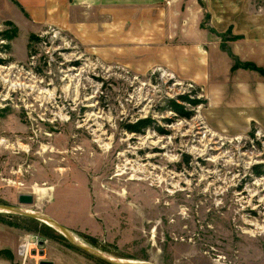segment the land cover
<instances>
[{
  "label": "rangeland",
  "instance_id": "obj_1",
  "mask_svg": "<svg viewBox=\"0 0 264 264\" xmlns=\"http://www.w3.org/2000/svg\"><path fill=\"white\" fill-rule=\"evenodd\" d=\"M195 7L154 5L136 36L101 15L78 33L34 31L0 8V205L43 213L113 259L264 264V119L251 112L255 89L235 93L264 78L259 49L244 45L264 35V0L221 30L211 84L191 71ZM68 74L80 76L77 96ZM42 260L110 264L44 222L0 212V264Z\"/></svg>",
  "mask_w": 264,
  "mask_h": 264
},
{
  "label": "crops",
  "instance_id": "obj_2",
  "mask_svg": "<svg viewBox=\"0 0 264 264\" xmlns=\"http://www.w3.org/2000/svg\"><path fill=\"white\" fill-rule=\"evenodd\" d=\"M169 1L183 0H0L1 13L6 11L9 14V19L16 22V24H28L34 31H40L48 26H55L67 31L80 32L85 29L90 23L91 18L98 16L106 17L109 21H113L118 27L125 26L127 31L131 32L129 35L136 36V31L133 28L138 23V19L144 18L147 23V17L152 22L150 12L154 5L163 4ZM196 4L199 10L196 14L198 16V31L192 32V73L193 80L203 84H211L213 73L216 71L217 66L212 58L221 55L218 51L217 41L220 40L225 32L221 30L229 22L230 18L240 14V10L245 9V14L250 9V6L255 0H190ZM195 7V8H196ZM208 17L209 22L202 21L203 17ZM205 23V27L201 28ZM93 24H97L93 22ZM231 24V21H230ZM94 26V25H93ZM218 27L221 35H216L211 29ZM220 27V28H219ZM248 34V33H245ZM133 36V37H134ZM221 37V38H220ZM128 38V36L126 37ZM260 39V40H258ZM256 41V43L251 41ZM244 45L253 47L255 46L264 61V35L260 38L255 36H246ZM222 58V57H221ZM261 62V61H260ZM264 63V62H261ZM255 84L248 81L245 85L235 87L239 96L243 93L238 92L240 89L248 87V89H255V96H252L258 107L251 110L259 119H264V111H261V105L264 97V78H257L256 86L249 85ZM236 85V84H235ZM225 95V94H224ZM262 96V98H261ZM255 97V98H254ZM215 98H218L215 95ZM260 106V107H259ZM244 107V106H243ZM242 109V108H241ZM243 110V109H242ZM241 110V111H242ZM235 117L245 123V117L242 113ZM235 117L233 118L236 121ZM232 119V121H233ZM244 121V122H243ZM234 129H236L234 127ZM55 264V263H54Z\"/></svg>",
  "mask_w": 264,
  "mask_h": 264
},
{
  "label": "water",
  "instance_id": "obj_3",
  "mask_svg": "<svg viewBox=\"0 0 264 264\" xmlns=\"http://www.w3.org/2000/svg\"><path fill=\"white\" fill-rule=\"evenodd\" d=\"M18 201L20 204H26V205H31L34 202V197L32 195L28 194H22L18 197ZM0 210H5L9 213H16L20 214L29 218H33L36 220H39L41 222L46 223L48 226L52 227L56 231H58L60 234H62L72 245L81 248L82 250L87 251L88 253L100 258L101 260L108 262L110 264H153L151 262H145V261H134V260H122V259H113L110 257H107L106 255L100 253L99 251H96L76 239V237L64 226H62L60 223H58L56 220L53 218L39 212H34V211H29L25 210L23 208H18V207H12V206H2L0 205ZM38 244L40 246H43L45 244L44 240H38ZM33 254H36V251H33ZM41 256L44 255V251L41 250L39 252ZM39 264H54L53 261L49 260H42L39 262Z\"/></svg>",
  "mask_w": 264,
  "mask_h": 264
},
{
  "label": "trees",
  "instance_id": "obj_4",
  "mask_svg": "<svg viewBox=\"0 0 264 264\" xmlns=\"http://www.w3.org/2000/svg\"><path fill=\"white\" fill-rule=\"evenodd\" d=\"M14 36H15V34H13V35H8L7 37H5V39H7L8 42H10V41L14 38ZM8 47H9V46H8ZM182 99H185V100L191 102L192 104H195V102H193L192 100H189L188 98H182ZM172 109H173L176 113H179V114L184 113V114H182V115H184L185 117H189V116L191 115V113L183 112L182 109H181V106H178V105H174V106L172 107ZM144 123L147 124V122L143 120V121H140V122H138V123H136V124H134V125H128V126H127V130L130 131V132H135V133L142 132V129H143V126H144L143 124H144Z\"/></svg>",
  "mask_w": 264,
  "mask_h": 264
},
{
  "label": "bare ground",
  "instance_id": "obj_5",
  "mask_svg": "<svg viewBox=\"0 0 264 264\" xmlns=\"http://www.w3.org/2000/svg\"><path fill=\"white\" fill-rule=\"evenodd\" d=\"M70 76H71V77H70ZM79 77H80L79 75H78V77H75V76H72L71 74H70V75L68 74V77H67V78L69 79V81H73V80H75V83H73L72 86H70V85H71V84H70L69 87H68L69 89H71V91H72L73 93H76L75 96H77L78 91H79V90H78V86H76V84H79V82H80V81L78 80ZM11 84H13V83H11ZM14 85H15V83H14ZM16 85H17V84H16ZM19 86H21V85H19ZM69 93H70V91H69ZM72 96H73V95H72ZM42 98H43V97H42ZM76 99H77V98H76ZM88 106H89V107H92V106H94V105H93V104H90V105H88ZM202 151H203V150H202ZM203 152H204V151H203ZM201 153H202V152H201ZM205 153H206V152H205ZM196 155H197V154H196ZM199 155H200V154H199ZM202 155H203V154H202ZM202 155H201V156H202ZM259 193H260V192H259ZM254 196H255V195H254ZM0 212H7V211H5V210H0ZM76 239H78V241L80 240L78 237H76ZM79 242H80V241H79ZM37 243H38V242H37Z\"/></svg>",
  "mask_w": 264,
  "mask_h": 264
}]
</instances>
